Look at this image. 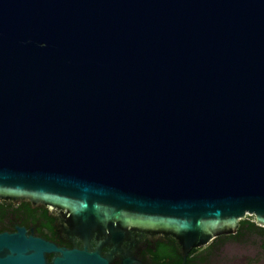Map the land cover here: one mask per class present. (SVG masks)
Instances as JSON below:
<instances>
[{
	"label": "water",
	"instance_id": "1",
	"mask_svg": "<svg viewBox=\"0 0 264 264\" xmlns=\"http://www.w3.org/2000/svg\"><path fill=\"white\" fill-rule=\"evenodd\" d=\"M0 200L184 257L264 227V0H0ZM80 258L0 232V264Z\"/></svg>",
	"mask_w": 264,
	"mask_h": 264
},
{
	"label": "flooded vegetation",
	"instance_id": "2",
	"mask_svg": "<svg viewBox=\"0 0 264 264\" xmlns=\"http://www.w3.org/2000/svg\"><path fill=\"white\" fill-rule=\"evenodd\" d=\"M0 201H4L6 209L15 210L0 221V232L26 227L29 233L60 248L81 252L84 264H213L212 243L193 247L184 257L182 244L170 232L122 226L88 227L75 223L66 214L29 201ZM25 202L31 205L30 211L26 210ZM58 255L48 253L50 260Z\"/></svg>",
	"mask_w": 264,
	"mask_h": 264
},
{
	"label": "rangeland",
	"instance_id": "3",
	"mask_svg": "<svg viewBox=\"0 0 264 264\" xmlns=\"http://www.w3.org/2000/svg\"><path fill=\"white\" fill-rule=\"evenodd\" d=\"M255 221L248 214L246 219ZM213 264H264V227L242 229L233 237L217 238L212 242Z\"/></svg>",
	"mask_w": 264,
	"mask_h": 264
},
{
	"label": "trees",
	"instance_id": "4",
	"mask_svg": "<svg viewBox=\"0 0 264 264\" xmlns=\"http://www.w3.org/2000/svg\"><path fill=\"white\" fill-rule=\"evenodd\" d=\"M24 206L26 207V210H31V205L27 202L24 203ZM15 210H12V208L10 209H6V205L4 203V201H0V221L2 222V220H4V216L6 214V216L12 212L14 213ZM258 225L256 224L255 221H252V219L250 218H245V219H242L240 221V225H239V228H238V231L242 230V229H245V230H253L254 228H257ZM235 235H220L219 237H217L218 239L219 238H223V237H233ZM216 238V239H217Z\"/></svg>",
	"mask_w": 264,
	"mask_h": 264
}]
</instances>
